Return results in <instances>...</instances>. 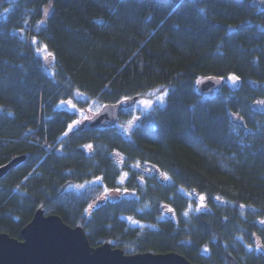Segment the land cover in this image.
<instances>
[{
  "label": "trees",
  "instance_id": "16d2710c",
  "mask_svg": "<svg viewBox=\"0 0 264 264\" xmlns=\"http://www.w3.org/2000/svg\"><path fill=\"white\" fill-rule=\"evenodd\" d=\"M262 2L0 0V167L26 156L0 179V234L42 209L93 248L264 264ZM208 78L222 85L200 95ZM153 92L92 131L59 107Z\"/></svg>",
  "mask_w": 264,
  "mask_h": 264
},
{
  "label": "water",
  "instance_id": "95a60500",
  "mask_svg": "<svg viewBox=\"0 0 264 264\" xmlns=\"http://www.w3.org/2000/svg\"><path fill=\"white\" fill-rule=\"evenodd\" d=\"M264 9V2L260 5ZM51 58L45 61L50 68ZM222 85L220 80L208 78L198 83L200 95H207ZM132 102L104 106L97 114L86 121L82 129L96 130L112 126L118 120V113ZM26 160L18 156L0 167V179ZM0 264H192L183 256L168 252H150L126 255L109 243L91 247L81 227H69L55 215H45L38 209L31 221L20 231V240L7 234H0Z\"/></svg>",
  "mask_w": 264,
  "mask_h": 264
},
{
  "label": "rangeland",
  "instance_id": "374dc122",
  "mask_svg": "<svg viewBox=\"0 0 264 264\" xmlns=\"http://www.w3.org/2000/svg\"><path fill=\"white\" fill-rule=\"evenodd\" d=\"M46 59H47V57H44V61ZM225 82H227L231 85L236 84V81H232L230 79L225 80ZM160 97H163V94L153 92V93H150L149 95H147L143 98H139V99L134 100L132 104L135 108L140 109L142 111H146L154 105L162 104L160 99H159ZM77 98L81 99L82 96L78 95ZM147 101H151V105L146 103ZM73 105L74 104L72 102H64V103L59 104V107L61 109H65V110H68L70 112H75L78 114V120L76 121L78 123L73 124L71 130L81 128L83 126V124L93 116V114L89 110L87 111L84 109H79L75 105L73 107ZM119 196H120V194L118 192L109 191L105 194L103 199H116Z\"/></svg>",
  "mask_w": 264,
  "mask_h": 264
},
{
  "label": "snow or ice",
  "instance_id": "6c2138e0",
  "mask_svg": "<svg viewBox=\"0 0 264 264\" xmlns=\"http://www.w3.org/2000/svg\"><path fill=\"white\" fill-rule=\"evenodd\" d=\"M5 11H7V9H5ZM201 11H203V10H201ZM229 79L232 80V81H235L237 79V77L229 76ZM159 99H160L161 103H163V97H160ZM146 103L151 105V101H147ZM73 107H74V105H73ZM76 123H78V122H76V121L73 122V124H76ZM69 128H72V125H69ZM88 147H91V145H89ZM201 199H203V197H201Z\"/></svg>",
  "mask_w": 264,
  "mask_h": 264
}]
</instances>
